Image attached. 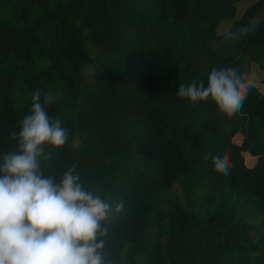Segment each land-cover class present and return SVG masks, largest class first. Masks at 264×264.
<instances>
[{"label":"trees","instance_id":"trees-1","mask_svg":"<svg viewBox=\"0 0 264 264\" xmlns=\"http://www.w3.org/2000/svg\"><path fill=\"white\" fill-rule=\"evenodd\" d=\"M240 1L0 0V156L32 93L51 90L45 110L69 140L48 149L45 172L75 163L112 204L106 264H264V94L254 86L231 116L178 96L224 65L255 81L256 60L264 83V22L238 31L264 0L238 16Z\"/></svg>","mask_w":264,"mask_h":264},{"label":"clouds","instance_id":"clouds-1","mask_svg":"<svg viewBox=\"0 0 264 264\" xmlns=\"http://www.w3.org/2000/svg\"><path fill=\"white\" fill-rule=\"evenodd\" d=\"M264 22L254 16L239 28L247 35ZM255 81L235 66L213 68L207 84H180L178 96L192 103L211 99L228 116L238 113ZM30 114L17 121L10 138L16 147L0 156V264H106L104 249L109 230L106 220L113 206L86 186L76 164L59 179L46 174L48 149H60L69 132L60 117L45 110L56 100L51 91L32 93ZM205 159L208 156L205 155ZM217 172L228 175L227 156L212 157ZM123 203L115 206L117 213Z\"/></svg>","mask_w":264,"mask_h":264},{"label":"rangeland","instance_id":"rangeland-1","mask_svg":"<svg viewBox=\"0 0 264 264\" xmlns=\"http://www.w3.org/2000/svg\"><path fill=\"white\" fill-rule=\"evenodd\" d=\"M252 2L253 1H249V0H242V1L238 2V16H240L244 12L246 7L248 5H250ZM231 24H232V20L223 21L221 23V25L219 26V32L222 33L224 31L228 30V28L230 27ZM87 44H88V48L90 46L93 47L90 41ZM92 50H94V49H92ZM38 66L41 67V65H38ZM95 66H96L95 64H88L85 67V69H87L86 73H87L88 76H91L94 73L99 71L98 69H95ZM253 76H254V79H255V86L260 90L261 93L264 94V91H263L264 90V86L261 85V83H263V81H262L263 71H262V68L260 67V64L257 62V60L253 62ZM18 83H19V80L17 81V84ZM235 139H237V138L235 137ZM78 141L79 140L76 139L74 143L77 145Z\"/></svg>","mask_w":264,"mask_h":264},{"label":"crops","instance_id":"crops-1","mask_svg":"<svg viewBox=\"0 0 264 264\" xmlns=\"http://www.w3.org/2000/svg\"><path fill=\"white\" fill-rule=\"evenodd\" d=\"M262 78H263V76H262ZM260 79V78H259ZM261 85H263L264 86V84L263 83H261ZM264 91V90H263ZM251 164H254V161L253 162H251Z\"/></svg>","mask_w":264,"mask_h":264}]
</instances>
